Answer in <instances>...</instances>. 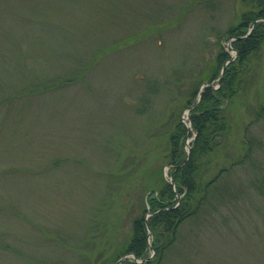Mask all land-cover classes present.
Here are the masks:
<instances>
[{"label": "rangeland", "instance_id": "rangeland-1", "mask_svg": "<svg viewBox=\"0 0 264 264\" xmlns=\"http://www.w3.org/2000/svg\"><path fill=\"white\" fill-rule=\"evenodd\" d=\"M244 7L0 0V264L117 261L171 178L170 132L203 67L220 44L236 57L227 30ZM254 73L209 177L243 161L213 184V209L181 222L165 264H264V48Z\"/></svg>", "mask_w": 264, "mask_h": 264}, {"label": "trees", "instance_id": "trees-1", "mask_svg": "<svg viewBox=\"0 0 264 264\" xmlns=\"http://www.w3.org/2000/svg\"><path fill=\"white\" fill-rule=\"evenodd\" d=\"M241 1L245 7L227 30L236 57L227 63L217 87H214L213 80L218 79L222 66L231 58L229 50L220 44L212 61L203 67L200 84H210L202 88L200 100L189 111L191 129L188 130L186 123L178 119L169 136L166 154L174 185L162 178L158 188L149 192L146 201L151 214L145 217L147 210L144 205L142 214L134 218L130 236L116 260L125 254H134L135 257L127 256L119 264H165L166 252L175 243L181 222L202 210L213 209V192L216 189L213 184L217 183L223 171L243 161L240 158L209 177L213 161L229 146L232 130L230 110L251 85L256 59L264 48V0ZM198 92V88L193 90L187 106L196 100ZM254 117V120L264 117L263 104L256 109ZM189 136L193 138L188 151L185 146ZM245 144L247 150L243 157L250 153L253 142L247 139ZM149 230L153 232L151 243ZM136 258L142 261L138 262Z\"/></svg>", "mask_w": 264, "mask_h": 264}, {"label": "water", "instance_id": "water-1", "mask_svg": "<svg viewBox=\"0 0 264 264\" xmlns=\"http://www.w3.org/2000/svg\"><path fill=\"white\" fill-rule=\"evenodd\" d=\"M226 64H227V62L223 65V67H222V69H221V72H220V76H219V78H218V81H220L221 78H222V76H223L224 70H225V68H226ZM204 85L207 86V85H209V83L206 82ZM201 95H202V92H199L196 101H195L194 103H192V104L188 107V110L191 109L192 107H194V106L197 104V102H198L199 99L201 98ZM188 128L190 129V122H188ZM186 159H187V157H186L184 160H186ZM171 183L174 184V180H173V179L171 180ZM126 256H127V255H123V256L120 257V258H119L114 264H119V263H121L122 260L125 259ZM138 261H139V260H138Z\"/></svg>", "mask_w": 264, "mask_h": 264}]
</instances>
